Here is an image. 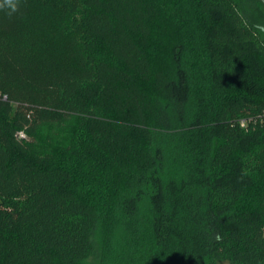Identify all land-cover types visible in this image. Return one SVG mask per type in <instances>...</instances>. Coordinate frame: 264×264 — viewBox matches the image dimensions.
<instances>
[{"label": "trees", "instance_id": "trees-1", "mask_svg": "<svg viewBox=\"0 0 264 264\" xmlns=\"http://www.w3.org/2000/svg\"><path fill=\"white\" fill-rule=\"evenodd\" d=\"M221 263L264 264V0L0 10V264Z\"/></svg>", "mask_w": 264, "mask_h": 264}, {"label": "clouds", "instance_id": "clouds-1", "mask_svg": "<svg viewBox=\"0 0 264 264\" xmlns=\"http://www.w3.org/2000/svg\"><path fill=\"white\" fill-rule=\"evenodd\" d=\"M21 0H0V10L6 11L9 16L19 10Z\"/></svg>", "mask_w": 264, "mask_h": 264}, {"label": "built area", "instance_id": "built-area-1", "mask_svg": "<svg viewBox=\"0 0 264 264\" xmlns=\"http://www.w3.org/2000/svg\"><path fill=\"white\" fill-rule=\"evenodd\" d=\"M4 100H6V97H3ZM242 126H245V121H242Z\"/></svg>", "mask_w": 264, "mask_h": 264}, {"label": "rangeland", "instance_id": "rangeland-1", "mask_svg": "<svg viewBox=\"0 0 264 264\" xmlns=\"http://www.w3.org/2000/svg\"><path fill=\"white\" fill-rule=\"evenodd\" d=\"M221 264H228V263H221Z\"/></svg>", "mask_w": 264, "mask_h": 264}]
</instances>
